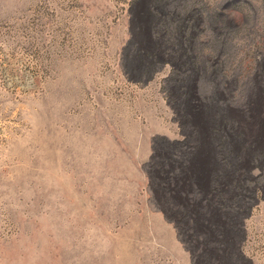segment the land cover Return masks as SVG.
<instances>
[{
    "label": "rangeland",
    "instance_id": "rangeland-1",
    "mask_svg": "<svg viewBox=\"0 0 264 264\" xmlns=\"http://www.w3.org/2000/svg\"><path fill=\"white\" fill-rule=\"evenodd\" d=\"M170 34L173 74L145 72L142 37ZM153 76L160 90H142ZM158 92L183 143L206 132L191 191L150 158ZM252 115L264 0H0V264H264Z\"/></svg>",
    "mask_w": 264,
    "mask_h": 264
},
{
    "label": "bare ground",
    "instance_id": "bare-ground-1",
    "mask_svg": "<svg viewBox=\"0 0 264 264\" xmlns=\"http://www.w3.org/2000/svg\"><path fill=\"white\" fill-rule=\"evenodd\" d=\"M141 6L142 3L140 2ZM141 11V10H139ZM143 11V10H142ZM150 14V13H149ZM137 15V14H136ZM141 16V15H140ZM138 18V17H137ZM141 19V18H140ZM179 21V20H178ZM182 21V20H181ZM169 22V21H168ZM137 23V22H135ZM144 23V22H143ZM146 23V22H145ZM136 25V24H135ZM182 25V24H181ZM187 25V24H186ZM142 26V25H141ZM176 26V25H175ZM185 26V25H184ZM166 28V26H165ZM183 28V27H182ZM173 29V28H172ZM178 29V28H177ZM181 29V28H180ZM166 30V29H165ZM135 31V30H134ZM142 32V31H141ZM171 33V32H170ZM139 34V33H138ZM146 34V33H145ZM180 34V33H179ZM144 35V34H143ZM163 32H162V36H163ZM195 35V34H194ZM138 36V35H137ZM152 36V35H151ZM190 36V35H189ZM135 37V36H134ZM165 38L162 37V39H160L162 42L160 43V46L162 45V47L158 46V45H153V41L156 39V36L153 35L152 38H146V37H142V41L140 42V46L142 47V51L147 52L145 54V56L148 58L149 56L154 57V59L156 58L157 61H152L154 62V64L156 65V63H158V65H161V68L158 69V65L154 67H151L149 69H145V72H150V73H163V74H170V72L173 74L172 71H174L172 65L175 63L176 59L179 57H181L183 55V52L180 50H177V48H172L173 46V42L177 41L175 40L174 35L170 34L169 37L168 36H164ZM174 37V38H172ZM184 37V36H183ZM192 37V36H191ZM190 37V38H191ZM196 37V36H194ZM133 38V37H132ZM161 38V37H160ZM167 38H169L172 44V47L167 43ZM187 38V37H186ZM193 38V37H192ZM191 38V39H192ZM183 39V38H182ZM195 39V38H194ZM196 40V39H195ZM184 41V40H183ZM183 41L181 42L180 40L178 41V43H180V46L183 47ZM187 41V40H186ZM198 41V40H197ZM139 46V45H138ZM139 49V48H138ZM188 50V49H187ZM137 52V51H136ZM135 52V53H136ZM192 52V51H190ZM201 52V51H200ZM209 52V51H208ZM206 53V52H205ZM204 53V55H205ZM139 54V53H138ZM188 54V53H187ZM135 55V54H134ZM196 55V54H195ZM212 55V54H211ZM208 56V53H207ZM214 56V55H213ZM139 57V56H138ZM145 58V57H144ZM191 58V57H190ZM192 59V58H191ZM152 60V59H151ZM146 61V60H145ZM180 61V60H179ZM143 62V61H142ZM181 62V61H180ZM179 62V63H180ZM141 63V62H140ZM145 63V62H144ZM151 63V62H150ZM143 64V63H141ZM149 64V63H148ZM144 65V64H143ZM159 65V66H160ZM143 67V66H142ZM148 67V66H146ZM178 67V66H177ZM181 68V66H180ZM120 69V68H119ZM122 70V69H121ZM138 70V69H137ZM141 70V69H140ZM120 71V70H119ZM179 71V70H178ZM137 72V71H136ZM149 74V73H148ZM177 74V73H176ZM158 75V74H157ZM162 75V74H161ZM160 75V76H161ZM156 76V75H155ZM155 76H153L149 81L151 83H148V87H143L142 90H146L147 88L152 89V91L154 90V88H157L160 90V88L162 87V78L165 79V76L162 75V78H160L161 80L157 79H153ZM151 77V76H150ZM149 77V78H150ZM167 77V76H166ZM171 77V76H170ZM143 80V79H142ZM168 80V79H167ZM171 81V80H170ZM147 83V82H146ZM134 84V83H133ZM130 84L129 86H131L133 88V86L136 88H138V84L135 83L134 85ZM142 85V83H141ZM140 88V87H139ZM148 90V89H147ZM162 90V89H161ZM164 90V89H163ZM141 91V90H140ZM151 91V90H150ZM155 91V90H154ZM158 91V90H157ZM147 92V91H146ZM161 92V91H160ZM165 92V91H164ZM149 93V91H148ZM166 95V94H165ZM164 96V95H163ZM162 96V94H160L158 92V97L156 96V98H153V102L155 104V107L152 106V109L155 111L153 119L158 121L160 124V129L159 130H155L152 131L150 134V150H151V154H150V158H154L158 161H160V164L164 161H166L167 166L165 167L166 171L165 174H168L169 172H171L173 170L172 167L177 168L175 170H177V175L178 173L181 176V179H185L183 182H187L186 186H188V188L191 190H193V185L192 184H196V185H200L199 183L204 182L205 179V174L208 172L207 170H209L208 166V158H207V147L205 146L204 142H205V130H199L197 133V138H198V143L194 144L193 146H191L190 144H186L183 143V140H185V138L183 139H179L181 137H179V135L181 134V127L180 130L179 128H177V124L174 123L175 121L172 120V115H170L168 113V111L170 112V104L164 99V97ZM166 98V97H165ZM207 99V98H206ZM199 101V100H198ZM260 101V100H259ZM197 102V100H196ZM195 102V103H196ZM153 105V104H152ZM194 106V105H193ZM203 106V105H202ZM199 107V106H198ZM259 109V107H258ZM200 111V110H199ZM202 111V110H201ZM204 111V110H203ZM160 112V113H158ZM193 113V112H192ZM243 114V113H242ZM248 114V113H247ZM183 116V115H182ZM187 116V115H186ZM254 115H252L251 120L254 119L253 121H251V124H249V126L247 127L248 132H252V133H257L258 136H264V121L263 119H261L262 121H260V117L255 116L253 118ZM261 116V115H260ZM177 117V116H176ZM192 117V116H190ZM247 117V116H246ZM147 119V118H146ZM199 119V118H198ZM250 119V117H249ZM201 120V119H200ZM199 121V120H198ZM150 123V122H149ZM189 123V122H188ZM194 123V122H193ZM190 124V123H189ZM203 124V123H202ZM157 126V125H156ZM183 126V125H182ZM193 128V127H192ZM195 128V127H194ZM211 128V127H210ZM209 129V128H208ZM215 129V128H214ZM245 129V128H244ZM212 130V129H211ZM195 131V130H194ZM213 131V130H212ZM218 132V131H217ZM222 132V131H220ZM183 133V132H182ZM193 133V132H192ZM212 133V132H211ZM185 134V133H184ZM221 134V133H220ZM226 134V133H225ZM245 134V133H244ZM222 135V134H221ZM181 136H183L181 134ZM195 136V134L193 135ZM256 136V137H258ZM192 137V136H191ZM190 137V138H191ZM210 137V136H209ZM189 138V139H190ZM212 139V138H211ZM219 139V137H218ZM217 139V140H218ZM207 141V140H206ZM214 141V140H213ZM222 141V140H221ZM219 142V141H218ZM242 142V141H241ZM246 142V141H245ZM180 144V146L178 148L177 145ZM204 144V145H203ZM223 144V142H222ZM242 144V143H241ZM237 144H234V147ZM255 144L252 142V147ZM214 146V145H213ZM220 147V146H219ZM222 148V146H221ZM220 148V149H221ZM176 149V150H175ZM149 150V151H150ZM178 150V152H177ZM222 150V149H221ZM210 151V150H209ZM228 151V150H227ZM179 156H177V155ZM155 155L157 157H155ZM220 156V155H219ZM224 156V155H223ZM178 157V161L174 162V158ZM147 158V157H146ZM153 159V160H154ZM165 159V160H164ZM221 159V158H220ZM174 160V161H172ZM219 160V159H218ZM229 161V160H228ZM219 162V161H218ZM211 163V162H210ZM214 162H212L213 164ZM217 163V162H216ZM172 164H174L172 166ZM229 164V163H228ZM230 165V164H229ZM150 167V166H149ZM212 167V166H211ZM230 167V166H229ZM155 169V168H154ZM171 170V171H170ZM224 170V169H223ZM210 171V170H209ZM174 172V171H172ZM226 173V172H225ZM218 174V173H217ZM216 174V175H217ZM160 175V174H159ZM164 175V174H163ZM223 175V174H222ZM176 176V175H175ZM225 176V174H224ZM217 177V176H216ZM223 177V176H222ZM231 177V176H230ZM220 178V177H219ZM217 179V178H216ZM221 179V178H220ZM226 181L228 179V175L226 174L225 177ZM214 180V179H213ZM229 181V180H228ZM211 182V181H210ZM217 182V181H216ZM180 183V182H179ZM212 183V182H211ZM210 183V184H211ZM214 183V182H213ZM219 183V181H218ZM171 184V183H170ZM228 184V183H227ZM216 185V184H215ZM221 185V183H220ZM198 187V186H197ZM210 187V186H209ZM215 187V186H214ZM193 188V189H192ZM224 188V187H223ZM211 189V187H210ZM212 190V189H211ZM190 193V192H189ZM209 194L211 192H208ZM197 194V192H196ZM207 194V193H206ZM208 195V194H207ZM183 198L186 199V196L183 195ZM205 198V196H204ZM207 199V198H206ZM208 200V199H207ZM201 201V200H200ZM209 202V201H208ZM184 205V204H183Z\"/></svg>",
    "mask_w": 264,
    "mask_h": 264
}]
</instances>
